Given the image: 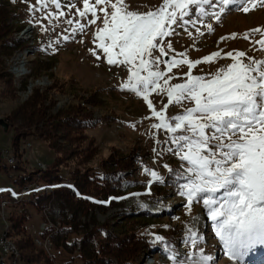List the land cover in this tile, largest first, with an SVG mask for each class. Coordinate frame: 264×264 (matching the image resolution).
<instances>
[{
	"label": "rangeland",
	"instance_id": "rangeland-1",
	"mask_svg": "<svg viewBox=\"0 0 264 264\" xmlns=\"http://www.w3.org/2000/svg\"><path fill=\"white\" fill-rule=\"evenodd\" d=\"M12 2L10 7L12 17L9 23L15 25L20 22L23 27L20 31L12 32L11 36L21 41L28 40L29 45L16 47L9 58L4 55L0 56V59L6 61L5 65L13 73L15 79L12 92L7 91L6 93L4 91L6 89L0 83V119L9 116L14 118L13 121L20 125L22 130L25 129L18 116L22 114L24 106L32 98V95L39 90L44 92L46 99L38 108H42L48 114L42 122L38 123L39 129H41L49 123L51 116H59L64 109L76 106L83 98H88L96 93L102 100V105L88 104L87 108L95 118L102 122L88 130L89 136L95 140L97 145V151L92 155L88 165L98 166L102 161L118 152L123 155L132 154L135 156L133 159L135 177L128 183L124 203L125 211L128 214H134V218H142L137 229L139 235L151 242L155 235L165 238L163 243L153 242V245L156 244L155 248L146 250V254L142 255L138 264H175L171 258L172 252L165 248V244H170L174 251L193 252L194 255L186 261V264H194V262L195 264H240L243 262L242 259L231 257L219 237L215 235V224L207 217L202 201L192 204L189 209L187 198L179 195L176 185L185 183L186 179L179 177L177 183L173 184L167 181L169 176H173L175 173H170L164 167L165 164L173 170L182 171L187 167V162L181 161L174 152L164 151L168 147L174 148L175 146L163 143L169 136L165 135V130L151 127L152 124L159 122V118L152 115V109L148 107V102L143 98L138 101L134 100L129 91L121 87L131 74L128 66L109 65L102 50L97 49L99 41L96 39L95 33L99 27L103 26V13L99 12V6L97 7V16L101 19L97 20L95 24L89 25L87 21L93 19L90 13L84 18H80L75 8L69 10L71 4H75L76 8L82 10L83 0H60L63 6L61 9H56L55 5H49L46 9L35 13H30L28 8L29 4L36 6L37 0H12ZM92 2L94 0H90V3ZM162 2L163 0H125L128 10L140 13L154 10ZM205 7L207 8V6ZM240 7L239 4L228 5L219 21L204 17L205 23L213 24V31L209 33L205 27H201V31L204 32L202 36L190 26L187 31L176 28L174 35L165 38L172 44V48L166 49L168 54L163 59L166 61L173 58L201 60L200 64L191 68V73L206 77L209 73H214L217 69L233 62L231 57L224 55L228 51H232L234 55L236 51H244L246 53L243 58L245 62L248 57L264 60V48L255 43L261 38V32H250L257 28L264 32V6L261 5V0H253V3L249 5L248 13L237 10ZM60 11L64 12L63 16L58 15ZM46 13L53 14L51 22H49ZM191 15L196 17L199 16V13L193 9ZM69 19L73 20L72 24L67 22ZM36 20H39L40 23H36ZM76 21L86 24L83 32H73V29L78 27ZM41 26L46 30L42 31ZM188 32H191L192 35L189 36ZM246 32H249V39H244L243 34ZM233 33L237 34L235 38L231 36ZM65 36L69 38L65 40ZM222 37L225 39L222 40ZM92 50L96 51L95 55ZM213 52H220L221 56L213 57L212 62H203V57L209 56ZM180 53H186V56H180ZM37 56H40L42 61H37L35 59ZM46 64H50V68L46 72L39 76L33 75L32 68L34 66ZM160 68L166 72V75L173 76V79L169 81L170 84L184 82L187 79L184 74L189 72L188 65L173 67L170 73L167 72L166 64H161ZM110 69H114V73ZM121 73L123 76L119 78ZM145 74L141 73V75ZM160 83L162 84L163 81L161 80ZM150 93L149 100L153 102V107L157 111H160L164 105H168L163 113L166 117L182 114L183 107H191L194 104V102H188L183 107L172 105L169 104L166 95ZM55 127L58 132L56 142L65 149H74L76 144L66 139V127L61 122ZM14 138L15 127L10 126L6 130L0 123V149L3 152L8 151V155L4 153L0 155V201L7 199L9 202L4 210L6 220H4L0 209V235L4 232L7 224L11 225L10 209L11 202H13V208L27 209L28 220L25 222V226L27 233L35 237L41 234L40 224L44 209H47V213L54 222L60 223V227L62 226L60 212L62 199L57 197L55 190L50 194H41V196L50 197V200L39 211L35 205V202L39 203V199L35 198L37 194L32 197L34 202H29V196L35 194L36 191L31 189L23 196L21 187L37 179H40L39 181L43 185L48 183L43 179V172L42 174L37 172V162L39 160L46 163L40 169V171H45L55 162L57 153L45 139L37 134L22 137L19 150L16 151V145L13 144ZM28 143L32 144L31 148ZM8 156L15 157L16 163H9ZM76 160V157L73 158L71 168L75 167ZM16 164H19L20 167L17 168ZM146 168L157 171L164 177V183L151 185V194H145L149 189L148 181L150 179V176L145 173ZM32 171L36 172L33 180L23 184L17 182L20 176ZM70 172L71 169H62V174L66 176L68 183L71 178ZM47 185L52 187V184ZM223 192L224 190L221 189L217 195H222ZM132 193L139 195L132 196L130 195ZM25 203H27L26 206ZM141 205L145 207H141ZM119 210V208L107 211L96 210L93 216L90 214L83 219L87 221L94 219L98 224H107L115 229L117 234L122 235L130 226L127 223L128 218L123 217ZM144 212H151L154 215H138ZM189 228H193L203 237L198 241L199 248H194L190 243L185 242ZM79 237L80 234H72L69 241L73 242ZM13 241L18 248L19 245L22 246L23 250L37 264L43 263V259L40 258L36 250L31 247L25 248L22 234L13 238ZM261 248H264L263 244L254 245L243 258L253 252L263 250ZM19 249L22 252L21 248ZM260 254L263 259L264 251ZM48 255L51 257L50 254ZM204 255L211 259L203 260ZM8 257L10 258V256ZM9 258L8 261L11 262V258ZM52 262L53 264L82 263L76 251L70 252L57 244ZM259 264H264V261Z\"/></svg>",
	"mask_w": 264,
	"mask_h": 264
},
{
	"label": "snow or ice",
	"instance_id": "snow-or-ice-1",
	"mask_svg": "<svg viewBox=\"0 0 264 264\" xmlns=\"http://www.w3.org/2000/svg\"><path fill=\"white\" fill-rule=\"evenodd\" d=\"M252 3L253 0H163L159 7L145 13L128 10L125 0H94L92 3L83 0L82 10L75 4L69 5V10L75 8L80 18L90 13L93 19L87 21L89 25L101 19L97 16L99 6L103 26L95 33L99 41L97 49L102 50L109 65L128 66L131 74L121 87L143 96L152 115L159 118L151 127L170 133L163 143L175 146L164 151L174 152L181 161L187 162L182 171L164 165L170 173L186 179L185 183L176 185L179 195L187 198L189 209L202 201L207 217L215 224V235L236 259H243L254 245L264 244V60L248 57L245 62L244 51H236L235 55L228 51L224 55L233 62L206 77L191 73V68L201 60L173 58L166 61L163 57L168 54L166 49L172 48L165 38L174 35L176 28L187 31L190 26L202 36L201 27L209 33L213 31V24L205 23L204 17L219 21L232 4L241 5L237 10L248 13ZM49 5H55L56 9L63 7L60 0H37L36 6L29 4L28 11L35 13ZM261 5L264 6V0ZM193 9L199 16L191 15ZM52 15L46 13L49 22ZM58 15L63 16L64 12ZM67 22L72 24L73 20ZM76 23L78 27L73 32H83L86 24ZM41 30L46 29L41 26ZM250 32H261V38L255 43L264 48V32L259 28ZM236 35L231 34L232 38ZM243 36L249 39V32ZM92 51L95 55L96 51ZM179 55L186 56V53ZM220 56V52H213L203 57V62H212L213 57ZM161 64L167 65L168 73L173 67L188 65L189 72L184 74L187 79L170 84L173 76L166 75ZM150 91L166 95L172 105L194 104L183 107L182 114L166 117L163 113L168 105L157 111L149 100ZM145 173L150 176L145 194H151V185L164 183V177L147 168ZM221 189L223 194L217 195ZM202 239L193 228H189L185 236V242L194 248L200 247L198 241ZM164 241L163 236H154V243ZM165 248L172 252L175 264H186L194 255L174 251L170 244H165ZM210 259L203 256L205 261Z\"/></svg>",
	"mask_w": 264,
	"mask_h": 264
},
{
	"label": "trees",
	"instance_id": "trees-1",
	"mask_svg": "<svg viewBox=\"0 0 264 264\" xmlns=\"http://www.w3.org/2000/svg\"><path fill=\"white\" fill-rule=\"evenodd\" d=\"M12 0H0V56L11 57L16 47L29 45L28 40L21 41L12 37V32L20 31L23 25L18 22L13 25L9 21L12 17ZM15 31H14V28ZM40 60V56L35 58ZM0 59V83L4 90H14V75ZM50 68V64L37 65L32 68V73L39 76ZM26 84V83H25ZM44 92L37 90L32 98L24 106L22 114L18 119L22 120L25 129H21L14 118L6 116L5 119L10 126L15 127L14 145L19 150V143L22 137L37 134L45 139L55 149L57 156L55 162L48 166L43 172V179L47 184L55 185L57 197L62 199L60 212L62 226L55 236L58 246L68 249L70 252H77L82 261L81 264H138L146 250L155 248L156 244L147 240L137 233L142 218H134V214L125 211L124 203L128 191V183L134 179V157L132 154L123 155L118 152L112 154L107 160L102 161L98 166L88 165L92 155L97 151L95 140L88 134V130L96 127L102 120L94 117L88 110L87 105H102V100L95 93L88 98H83L76 106H69L61 111L57 117L51 116L47 125L41 129L38 123L42 122L48 114L42 108H38L45 101ZM48 121V120H47ZM61 122L67 130L66 139L74 142L73 148L65 149L56 142V124ZM76 157L75 167L71 168L73 158ZM17 168L19 164L15 165ZM71 169V178L68 180L62 174V169ZM38 172V171H37ZM35 171L20 176L17 182L23 184L34 179ZM177 175L169 176L167 181L177 183ZM165 189V188H164ZM39 203L35 205L41 209L48 203L50 197L37 195ZM34 202V201H32ZM119 208L120 214L128 218L129 228L121 234L107 224H98L94 219L84 220L96 211H107ZM138 215H154L151 212H144ZM28 214L14 213L10 217L11 230L10 238L22 234L25 241V248L31 247L36 250L42 264H53L51 257L43 248H38L33 236L27 233L25 222ZM72 234H80L73 242L69 241ZM35 242V243H34ZM38 246H36V245ZM21 248L20 264H37L34 259ZM20 250V249H19ZM45 251V252H44Z\"/></svg>",
	"mask_w": 264,
	"mask_h": 264
},
{
	"label": "built area",
	"instance_id": "built-area-1",
	"mask_svg": "<svg viewBox=\"0 0 264 264\" xmlns=\"http://www.w3.org/2000/svg\"><path fill=\"white\" fill-rule=\"evenodd\" d=\"M122 76L123 75L121 73V76H118V77L122 78ZM130 93H135V92L130 91ZM139 96L143 97L142 95H139ZM167 135H170V133L166 132V136ZM28 145L30 146V148L32 147L31 143H28ZM3 153L8 155L7 152H3L2 150H0V155ZM8 160H10L9 156H8ZM42 165H46V163L38 160L37 162L38 172H40ZM38 176H40V174H38ZM39 180L40 179H37L36 181L30 182L28 185H25L24 192L21 194H27L31 189L36 191L35 194H50L51 192L55 190V187H53V184H52V187H43V183H41ZM30 201H32V195L29 196V202ZM10 211L12 215L14 213H19V214L27 213L26 208L24 209L13 208V202H11ZM42 213H43V217H42V222L40 224L41 234L38 236H35L34 238H35V241L46 245V248L48 249V252L50 253L51 258L53 259L54 250L56 249L55 235L60 229V223H56L52 220L51 216L47 213V209H44ZM7 259H8V254L2 255L0 264H7Z\"/></svg>",
	"mask_w": 264,
	"mask_h": 264
},
{
	"label": "bare ground",
	"instance_id": "bare-ground-1",
	"mask_svg": "<svg viewBox=\"0 0 264 264\" xmlns=\"http://www.w3.org/2000/svg\"><path fill=\"white\" fill-rule=\"evenodd\" d=\"M113 73H114V69H110ZM114 70V71H113ZM131 94V96L133 97V99L134 100H141L142 99V97L141 96H139V95H137V94H135V93H130ZM151 94V93H150ZM153 94V93H152ZM166 135V134H165ZM1 150V149H0ZM8 152V151H7ZM10 158V160H9V163H11V164H15L16 163V159H15V157H9ZM28 185V184H27ZM43 187H51L50 185H47V183L45 184V185H43ZM22 189H21V193H23L24 192V188H25V185L24 186H22L21 187ZM23 196L24 195H26V194H22ZM35 195L36 194H33L32 195V197H35ZM37 195H41V194H37ZM36 195V196H37ZM20 197V196H19ZM14 198H17V197H14ZM36 198V197H35ZM23 199V198H22ZM21 199V201H24V200H22ZM17 201V200H16ZM32 201H33V198H32ZM31 201V202H32ZM7 203H9L8 201H7V199L6 200H1L0 201V209H1V214H2V216H3V218H4V220H6V217H5V214H4V210H5V207H7L8 205H7ZM29 203V202H28ZM26 204L27 203H25V206H26ZM17 206V205H16ZM11 230V225L10 224H7L6 225V228H5V230H4V232L0 235V263H1V256L2 255H6V254H8V256H10V260H11V262L10 261H8V259H7V264H20V256H21V252H20V250H19V248L17 247V245L15 244V242L10 238V235H9V231ZM35 239V238H34ZM36 244L39 246V247H41V248H43L47 253H49L48 252V249L46 248V245H44V244H42V243H39V242H37L36 241ZM263 246H264V244H263ZM261 249H263V250H260V251H258V252H253V254H250L248 257H246V258H243L242 260H243V262H241L240 264H259V262H262V261H264V258L263 259H261V254H260V252H262V251H264V248H261ZM256 251V250H255ZM50 254V253H49Z\"/></svg>",
	"mask_w": 264,
	"mask_h": 264
},
{
	"label": "water",
	"instance_id": "water-1",
	"mask_svg": "<svg viewBox=\"0 0 264 264\" xmlns=\"http://www.w3.org/2000/svg\"><path fill=\"white\" fill-rule=\"evenodd\" d=\"M0 123L6 130L9 129L10 123L5 118H1L0 119Z\"/></svg>",
	"mask_w": 264,
	"mask_h": 264
}]
</instances>
